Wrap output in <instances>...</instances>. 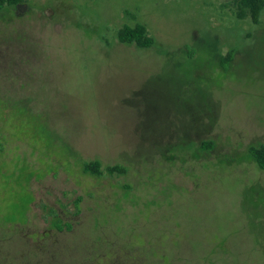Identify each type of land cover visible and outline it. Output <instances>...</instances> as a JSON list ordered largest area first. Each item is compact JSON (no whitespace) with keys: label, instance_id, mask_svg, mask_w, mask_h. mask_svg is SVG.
<instances>
[{"label":"rangeland","instance_id":"1","mask_svg":"<svg viewBox=\"0 0 264 264\" xmlns=\"http://www.w3.org/2000/svg\"><path fill=\"white\" fill-rule=\"evenodd\" d=\"M234 9L3 7L0 264H264V14ZM136 23L151 47L118 41Z\"/></svg>","mask_w":264,"mask_h":264},{"label":"trees","instance_id":"2","mask_svg":"<svg viewBox=\"0 0 264 264\" xmlns=\"http://www.w3.org/2000/svg\"><path fill=\"white\" fill-rule=\"evenodd\" d=\"M24 0H0V11L5 6H15L22 3ZM235 9L234 14L237 18L243 19L249 17L253 23H258L260 16L264 14V0H234ZM264 22V20H263ZM118 41L126 44H135L140 48H149L153 44V38L147 34L146 27L141 23H136L134 26L124 25L117 31ZM231 52L221 57V65L229 62L231 59ZM211 142H202V149H209ZM248 154L259 169L264 170V144L258 147H250ZM81 168L83 173H88L92 176H100L102 170L100 169V162L98 160L82 162ZM113 171L122 172L123 168L114 166L109 169V173Z\"/></svg>","mask_w":264,"mask_h":264}]
</instances>
